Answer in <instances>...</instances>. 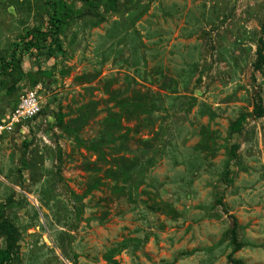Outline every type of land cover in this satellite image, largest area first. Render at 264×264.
I'll use <instances>...</instances> for the list:
<instances>
[{
  "label": "rangeland",
  "instance_id": "rangeland-1",
  "mask_svg": "<svg viewBox=\"0 0 264 264\" xmlns=\"http://www.w3.org/2000/svg\"><path fill=\"white\" fill-rule=\"evenodd\" d=\"M48 12L47 0H0V57ZM62 14L66 57L53 75L54 61L40 55L0 78V122L31 89L44 110L0 134V206L18 228L15 264H264V116L229 131L264 109V66L254 69L264 0H66ZM121 96L156 101L149 116L122 121L133 130L125 152L120 142L100 153L82 147L57 124L58 111L66 123L97 103L78 134L89 145ZM203 128L215 139L212 156L196 147ZM145 148L157 154L143 182L131 197L114 193L122 182L103 171L120 157L146 166ZM94 179L103 184L85 195Z\"/></svg>",
  "mask_w": 264,
  "mask_h": 264
},
{
  "label": "trees",
  "instance_id": "trees-1",
  "mask_svg": "<svg viewBox=\"0 0 264 264\" xmlns=\"http://www.w3.org/2000/svg\"><path fill=\"white\" fill-rule=\"evenodd\" d=\"M66 0H47L49 6V12L47 14V20L41 23L39 26L34 27L32 33L21 38L18 42L12 45L10 49V54L0 57V78L8 76L11 73H14L18 69L20 64L23 62L24 58L28 59L30 57H39L44 56L45 60H53L51 65V70L47 72L48 76H52L53 72L56 70L58 65V60L60 58L64 59L66 57V52L63 49L62 43L60 41L59 35L62 32L64 19L62 14V8ZM82 2H89L90 0H75ZM113 5L114 0H109ZM262 31H264V24L262 26ZM256 62L254 64V69L256 71H261L264 66V41L261 39L258 42L256 50ZM62 72V70H61ZM62 74V73H61ZM34 78H32L33 80ZM31 80V81H32ZM32 84H35L32 81ZM106 91H108L109 86H106ZM10 89V90H9ZM10 92H16L13 90V87L9 88ZM12 89V90H11ZM108 93V92H107ZM118 101L113 97L116 107L119 109L117 112L109 111V117L104 120L103 130L101 137L97 141L86 144L82 138L78 137L79 131H81L84 125L87 123L88 119L94 118L97 112V103L92 102L89 105H84L82 109L78 112V116L75 119H70L68 122H63V115L58 111L56 113V121L59 127L64 128L68 136L73 137V139L82 147H88L91 145L92 149H95L97 153L101 152V149L105 146L110 149L117 147V143L122 144L118 151L125 152L127 151L126 146L123 145L127 143L128 138H126L129 133L133 132L132 128L129 126H123L122 121H126L127 124L132 119L140 120L139 115L145 114L146 116L153 112L156 101L152 100L151 105L146 104V101H132L127 98H117ZM193 101L195 99L193 98ZM17 103V102H16ZM15 103V105H16ZM14 105V106H15ZM13 106V108H14ZM11 108V110L13 109ZM44 110L41 108L40 112L30 121H28L24 127H28L31 122L37 120L42 116ZM7 116V115H6ZM144 116V120L148 121L149 119ZM255 117L260 118L264 116V109L261 104H258L254 107L253 111L250 114H241L234 122L229 125L230 133H239L243 123L246 121V118ZM146 117V118H145ZM5 121V120H4ZM4 121L0 122L3 123ZM151 123L149 122V125ZM18 127L15 129V131ZM20 129V128H19ZM201 139L197 144V149L204 152L206 155H214L217 151L215 139L211 136L208 129L203 128L200 131ZM85 144V145H84ZM99 151V152H98ZM143 157L145 154L149 153L150 156L144 162L146 166L139 162V156L136 159L127 160L124 157L116 159L115 168H112L110 165L103 171V174L106 177L116 176V180H121L122 186L119 184L113 187L114 193H123L122 191L126 190L128 196H132V191L136 190L138 185L143 182L142 178L145 175V170L153 165V160L156 157V152L151 148H145L141 150ZM102 154V153H101ZM229 157L223 165V171L221 172L220 179L222 182L230 183V171H231V161H235L237 156L235 154V147L231 146L228 148ZM101 160H105L104 157L99 156ZM140 164V165H139ZM92 171L99 172L98 168H93ZM100 184H103L101 180L94 179L89 185L85 193H90L93 189H96ZM12 202L9 201L6 205H10ZM6 207V206H5ZM231 243L234 245L235 250L241 248V244L236 241V232L231 230ZM19 232L16 224L4 215V206H0V239H3L4 247L0 248V264H15L18 260V241H19ZM132 241V240H131ZM133 240L132 242H134ZM127 246V241H124L120 244L119 251ZM117 252V250H116ZM108 261L112 260V256H107ZM231 264H241L239 260H231Z\"/></svg>",
  "mask_w": 264,
  "mask_h": 264
},
{
  "label": "built area",
  "instance_id": "built-area-1",
  "mask_svg": "<svg viewBox=\"0 0 264 264\" xmlns=\"http://www.w3.org/2000/svg\"><path fill=\"white\" fill-rule=\"evenodd\" d=\"M41 98L37 90L25 91L18 99L14 108L0 124V134L12 133L15 129L24 128L25 124L32 120L41 110Z\"/></svg>",
  "mask_w": 264,
  "mask_h": 264
}]
</instances>
